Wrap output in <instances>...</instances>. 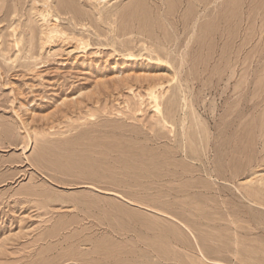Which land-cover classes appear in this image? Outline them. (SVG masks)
Masks as SVG:
<instances>
[{
	"label": "rangeland",
	"instance_id": "obj_1",
	"mask_svg": "<svg viewBox=\"0 0 264 264\" xmlns=\"http://www.w3.org/2000/svg\"><path fill=\"white\" fill-rule=\"evenodd\" d=\"M50 1L0 0V264H264V0Z\"/></svg>",
	"mask_w": 264,
	"mask_h": 264
},
{
	"label": "bare ground",
	"instance_id": "obj_2",
	"mask_svg": "<svg viewBox=\"0 0 264 264\" xmlns=\"http://www.w3.org/2000/svg\"><path fill=\"white\" fill-rule=\"evenodd\" d=\"M35 1H38V3L40 2L41 3V6H40V8L39 7H37V9L39 8V14H40V17H42L43 19H49V20H51L50 21V28L48 27V29H49V34H48V36L50 37V38H53L54 39V37H52V36H57L59 33H62L61 32V30L59 31V25L57 24V18H54V15L52 14L53 13V9L51 10L50 9V0H35ZM39 3V4H40ZM53 4V3H52ZM35 5V4H34ZM35 7V6H34ZM36 9V8H35ZM34 9V10H35ZM58 10H56V12H57ZM55 13V12H54ZM36 15V14H35ZM57 15V14H56ZM55 15V16H56ZM38 17V16H37ZM57 17V16H56ZM60 21V20H59ZM44 25H46V24H44ZM46 27V26H45ZM61 29V28H60ZM48 31V30H47ZM65 31V30H64ZM46 32V31H45ZM113 32V31H112ZM65 34V33H64ZM69 34V33H68ZM67 33H66V35H68ZM43 36H45V35H43ZM61 37V36H60ZM59 37V38H60ZM71 37V36H70ZM58 38V37H57ZM58 38V39H59ZM46 39V38H45ZM44 39V40H45ZM64 39V38H63ZM80 39V38H79ZM65 41H66V39H64ZM50 41V40H49ZM51 42H54V41H52L51 40ZM80 43V42H79ZM79 43H78V47H79ZM84 43H86V42H84ZM88 43V42H87ZM86 43V44H87ZM43 44V43H42ZM49 45V44H48ZM81 46V45H80ZM43 47V46H42ZM80 48V47H79ZM78 48V49H79ZM129 54V53H128ZM130 55H132V53L130 54ZM129 55V57H131ZM132 56H134V55H132ZM132 58V57H131ZM148 61V60H147ZM146 64H148V63H146ZM169 73V72H168ZM153 87V86H152ZM129 88H131V87H129ZM151 90V89H150ZM154 92V91H153ZM150 93H152V92H150ZM158 108V107H157Z\"/></svg>",
	"mask_w": 264,
	"mask_h": 264
}]
</instances>
